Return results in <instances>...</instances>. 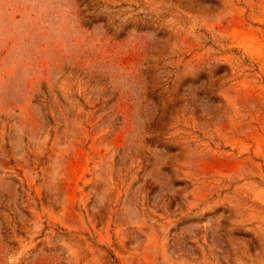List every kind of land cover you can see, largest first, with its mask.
Listing matches in <instances>:
<instances>
[{"label":"rangeland","instance_id":"rangeland-1","mask_svg":"<svg viewBox=\"0 0 264 264\" xmlns=\"http://www.w3.org/2000/svg\"><path fill=\"white\" fill-rule=\"evenodd\" d=\"M0 264H264V0H0Z\"/></svg>","mask_w":264,"mask_h":264}]
</instances>
